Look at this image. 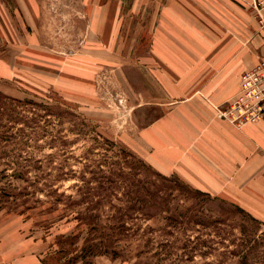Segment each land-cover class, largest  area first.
Masks as SVG:
<instances>
[{"label":"rangeland","instance_id":"1","mask_svg":"<svg viewBox=\"0 0 264 264\" xmlns=\"http://www.w3.org/2000/svg\"><path fill=\"white\" fill-rule=\"evenodd\" d=\"M259 1L0 0V264H264V202L134 148L171 106L167 72L196 88L211 28L264 58Z\"/></svg>","mask_w":264,"mask_h":264},{"label":"crops","instance_id":"2","mask_svg":"<svg viewBox=\"0 0 264 264\" xmlns=\"http://www.w3.org/2000/svg\"><path fill=\"white\" fill-rule=\"evenodd\" d=\"M227 27L224 37L220 36L222 28H211L218 36L201 43L211 51L207 47V53L202 54L206 63L202 70L208 69L197 75L196 88L188 81L172 84L179 82L177 71L176 77L165 74L170 83L165 96L171 99V106L137 138L134 148L159 173L179 175L188 185L212 196L235 201L239 195L244 207L253 209L254 201L264 202V119L239 128L221 119L216 109L238 95L243 73L259 61L252 59L242 65L235 31ZM176 46L184 49L183 45ZM185 46L193 50L188 56L201 59L199 50ZM165 49L169 54L162 59L163 64H170L171 54L182 56L170 43ZM157 62V57H150L149 69L157 67Z\"/></svg>","mask_w":264,"mask_h":264},{"label":"built area","instance_id":"3","mask_svg":"<svg viewBox=\"0 0 264 264\" xmlns=\"http://www.w3.org/2000/svg\"><path fill=\"white\" fill-rule=\"evenodd\" d=\"M255 9L264 36V0L256 2ZM217 110L221 119L239 128L264 119V59L242 76L238 95Z\"/></svg>","mask_w":264,"mask_h":264}]
</instances>
